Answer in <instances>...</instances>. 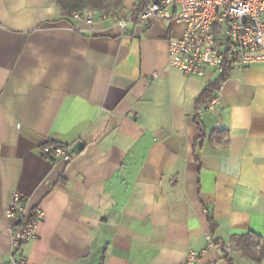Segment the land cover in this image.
<instances>
[{"label": "crops", "instance_id": "crops-1", "mask_svg": "<svg viewBox=\"0 0 264 264\" xmlns=\"http://www.w3.org/2000/svg\"><path fill=\"white\" fill-rule=\"evenodd\" d=\"M141 1L88 22L56 0H0V264H264L234 240L264 245V63L233 68L197 118L219 74L171 67L183 25L134 19ZM47 142L72 160H46ZM16 191L45 213L20 251Z\"/></svg>", "mask_w": 264, "mask_h": 264}, {"label": "built area", "instance_id": "built-area-1", "mask_svg": "<svg viewBox=\"0 0 264 264\" xmlns=\"http://www.w3.org/2000/svg\"><path fill=\"white\" fill-rule=\"evenodd\" d=\"M92 13L86 17L92 22ZM76 13L74 17L80 18ZM159 16L183 25L179 38H170L168 44L169 65L187 76L204 77L208 69L218 74L226 66L246 69L264 63V0H153L141 14L147 21ZM126 26V21H119ZM218 96L197 110L201 116L207 109L218 104ZM42 156L49 161H71L73 154L65 145L47 142L41 148ZM11 220L10 235L15 251L38 236L44 221L43 209L32 208L19 191L13 196V204L5 211ZM210 246H214L212 234L207 235ZM226 251L231 253L230 245ZM201 254L190 251L186 264H198ZM12 264H31L22 257Z\"/></svg>", "mask_w": 264, "mask_h": 264}, {"label": "trees", "instance_id": "trees-1", "mask_svg": "<svg viewBox=\"0 0 264 264\" xmlns=\"http://www.w3.org/2000/svg\"><path fill=\"white\" fill-rule=\"evenodd\" d=\"M58 7L64 17L71 18L74 17L76 13L82 15L84 12H99L104 15H116L117 12L124 7L125 0H56ZM153 2V0H143L141 1L133 11V18L138 19L144 10ZM232 66H226L223 73L219 74L216 81L212 82L202 93L199 101L198 108L206 106L209 102L217 96L221 85L227 80ZM197 118L199 115L197 114ZM239 249L244 253V255L260 261L264 252V245H261L259 250V255L253 252V248L258 245L259 240H257L253 235H241L234 238ZM226 251V250H225ZM226 254L228 252L226 251ZM228 255L226 256V258Z\"/></svg>", "mask_w": 264, "mask_h": 264}, {"label": "water", "instance_id": "water-1", "mask_svg": "<svg viewBox=\"0 0 264 264\" xmlns=\"http://www.w3.org/2000/svg\"><path fill=\"white\" fill-rule=\"evenodd\" d=\"M82 147H83V144H82V143H78V144H76V145L74 146V148H73L74 153H78V152H80V151L82 150Z\"/></svg>", "mask_w": 264, "mask_h": 264}]
</instances>
